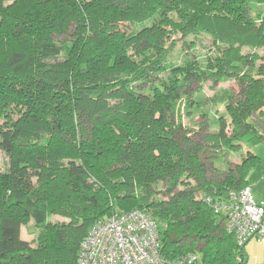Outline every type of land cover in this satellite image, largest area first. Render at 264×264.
<instances>
[{
    "label": "trees",
    "instance_id": "trees-1",
    "mask_svg": "<svg viewBox=\"0 0 264 264\" xmlns=\"http://www.w3.org/2000/svg\"><path fill=\"white\" fill-rule=\"evenodd\" d=\"M263 8L264 0H0V149L8 158L0 264H79L89 227L133 209L156 219L171 259L196 252L195 264H246L245 246L204 194L225 199L264 163L248 150L223 177L210 171L222 170L225 142L237 150L264 138L252 119L264 108ZM177 35L185 43L173 57ZM205 80L238 87L203 101L216 110L225 101L232 126L228 133L217 113L206 137L211 162L181 112L184 100L192 104L191 84ZM54 213L67 220H51ZM30 218L40 228L35 244L21 234Z\"/></svg>",
    "mask_w": 264,
    "mask_h": 264
},
{
    "label": "built area",
    "instance_id": "built-area-1",
    "mask_svg": "<svg viewBox=\"0 0 264 264\" xmlns=\"http://www.w3.org/2000/svg\"><path fill=\"white\" fill-rule=\"evenodd\" d=\"M205 201L224 217L227 230L239 245L252 238L264 244V200H257L253 186L231 189L225 199L204 194ZM199 254L189 252L169 258L162 252L161 231L147 211L133 209L97 220L80 246L79 264H195ZM258 264H264V257Z\"/></svg>",
    "mask_w": 264,
    "mask_h": 264
},
{
    "label": "rangeland",
    "instance_id": "rangeland-1",
    "mask_svg": "<svg viewBox=\"0 0 264 264\" xmlns=\"http://www.w3.org/2000/svg\"><path fill=\"white\" fill-rule=\"evenodd\" d=\"M264 9V8H263ZM264 11V10H263ZM69 33L61 35L60 38H68ZM175 38L178 40V46L175 47L174 52L172 53V56H178L181 45L185 43V38L180 37V35H177ZM189 39V38H187ZM211 43V38L207 37L206 40H203L202 46L209 45ZM200 44H198V49H200L202 52H204L205 48H203ZM199 50V51H200ZM246 51H249V48H245ZM259 53L264 55V48L259 49ZM260 62V61H259ZM191 100L192 104H188L187 100H184L182 102L181 112L183 115V121L184 125H186L190 130H192L193 137L206 146L205 153L202 155V158L207 160L209 162L211 159L208 157L209 155L213 154L212 150L206 142V137L210 134V132H214L218 128V124L216 122L217 119V113L219 115L225 114L227 117V132L231 133V124H230V117L227 114L225 101L220 102L218 104L217 110L215 108L211 107H204L203 104L204 100H208L214 97L218 91L221 89H230L235 94L238 91V87L236 82L232 80H226L221 81L218 83L217 86L213 84L211 80H205L203 83H201L200 87H198L196 82H193L191 84ZM211 104V103H209ZM208 106V105H207ZM210 106V105H209ZM188 110L192 113L191 115L188 114ZM208 115L202 114L203 112H207ZM262 114L260 115V119L258 118L257 114H254L252 119L255 121L256 124L262 128H264V108L262 110ZM210 122V123H207ZM202 124V126H200ZM233 142L238 143L237 140L234 138L232 139ZM241 143V148L237 150H232L228 147V143L225 142V145L218 150L217 154V165L218 167L222 168L219 169L217 172L214 167L212 166V170H210L213 177H223V173L227 167H234L236 163L240 162V156L243 153H247L248 150H252L255 152L260 153L264 157V138H259L256 141L252 142L247 139L243 140ZM214 159V158H213ZM216 159V156H215ZM211 162V161H210ZM8 164V158L2 149H0V168L4 169ZM251 179V186H253L254 194L256 195L257 200L261 201L264 200V163H258L254 168L250 175ZM160 189H165L163 184L159 185ZM161 195V194H160ZM159 195V196H160ZM162 196V195H161ZM51 220L53 221H65L67 218L59 213H54L51 216ZM163 226V225H162ZM40 228L35 224V221L33 218H30L23 226H22V237L24 239H27L31 241L32 244H35L38 240ZM245 254L247 257L246 264H258V262L263 260L264 257V244L257 238L250 239L245 244ZM200 258V254H199ZM260 261V262H261Z\"/></svg>",
    "mask_w": 264,
    "mask_h": 264
},
{
    "label": "crops",
    "instance_id": "crops-1",
    "mask_svg": "<svg viewBox=\"0 0 264 264\" xmlns=\"http://www.w3.org/2000/svg\"><path fill=\"white\" fill-rule=\"evenodd\" d=\"M250 180H251V179H250ZM262 199H264V198H262ZM260 261H261V260H260ZM260 261H259V262H260ZM259 262H258V263H259Z\"/></svg>",
    "mask_w": 264,
    "mask_h": 264
}]
</instances>
